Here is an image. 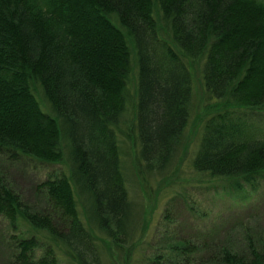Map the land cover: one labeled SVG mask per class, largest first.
<instances>
[{
	"label": "trees",
	"instance_id": "obj_1",
	"mask_svg": "<svg viewBox=\"0 0 264 264\" xmlns=\"http://www.w3.org/2000/svg\"><path fill=\"white\" fill-rule=\"evenodd\" d=\"M196 63L209 113L192 179L253 185L264 179V0H0V154L61 169L40 209L0 169V264H116L114 248L122 264H264V242L215 248L208 234L172 246L175 257L144 256L130 179L176 172Z\"/></svg>",
	"mask_w": 264,
	"mask_h": 264
},
{
	"label": "rangeland",
	"instance_id": "obj_2",
	"mask_svg": "<svg viewBox=\"0 0 264 264\" xmlns=\"http://www.w3.org/2000/svg\"><path fill=\"white\" fill-rule=\"evenodd\" d=\"M200 68V64L196 63L193 69L194 109L185 131L186 146L179 154L176 172L164 179L150 178L147 182H142L136 175L130 179L131 194L146 221L143 239L150 248L144 251L145 257L151 258L157 254L175 257L169 252L172 246L184 239L192 244L202 243L198 239L207 234L216 240L215 248L226 243L245 245L247 240L264 242V179L255 181L253 185L242 181L240 187L225 188L222 184H216L209 189L196 184L192 179L196 176L189 171L204 118L209 113ZM0 169L8 171L9 182L26 204L38 209L48 208L41 185L60 175V167L42 165L32 160L12 165L0 154ZM183 182L184 188L181 187ZM237 190L247 196L244 202H235ZM9 229L7 221L0 216V262L5 261L7 256L5 241ZM204 252L200 248L196 261ZM113 253L115 263L122 264L115 248ZM42 254L40 250L37 258Z\"/></svg>",
	"mask_w": 264,
	"mask_h": 264
}]
</instances>
